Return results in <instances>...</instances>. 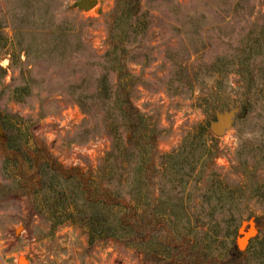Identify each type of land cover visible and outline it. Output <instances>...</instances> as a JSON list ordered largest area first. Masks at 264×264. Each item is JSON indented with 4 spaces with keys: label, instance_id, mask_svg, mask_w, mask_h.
<instances>
[{
    "label": "rangeland",
    "instance_id": "374dc122",
    "mask_svg": "<svg viewBox=\"0 0 264 264\" xmlns=\"http://www.w3.org/2000/svg\"><path fill=\"white\" fill-rule=\"evenodd\" d=\"M77 1L0 0V264H264V0Z\"/></svg>",
    "mask_w": 264,
    "mask_h": 264
},
{
    "label": "trees",
    "instance_id": "16d2710c",
    "mask_svg": "<svg viewBox=\"0 0 264 264\" xmlns=\"http://www.w3.org/2000/svg\"><path fill=\"white\" fill-rule=\"evenodd\" d=\"M241 67L245 68V64H242ZM121 109H122L121 113H122L123 119L129 118V119H132L133 121L136 122V119L138 118V119H140V120L137 119V122L139 124H142V121H144V116H141L140 114H135V117H134L132 110H126L124 108H121ZM134 118H136V119H134ZM118 150L115 148V146H113V148H111V150L106 154V157L104 158L102 164L96 168L97 171H95V173L93 174L94 177L90 181V183L92 184L91 187L94 189V192H95V191H97V189H99V187H101V185H100L101 179L102 180H106V179L108 180V183L105 186V191H103V192H105L106 197L96 196V198L94 200L89 199V202L92 204H100L104 207H107L108 209H110V212L112 211L113 213H115L118 210V208L123 210V211L125 208V207L123 208V206L125 204L122 203L119 200V196H117V190H119L118 188L121 185V179L119 178V180H118V182L120 184L119 183L113 184V180H114V178H116V176L119 172V169H120V167H118L117 163H116V157L118 156L117 155ZM120 176H122V174ZM128 209H129V207H128ZM130 210L132 211L131 215L134 216L135 209L133 207H130ZM109 216L111 217L110 214H109ZM129 217H130V213L127 214V213L123 212V214H121L119 216L120 224L124 225V223H125L124 219L129 218Z\"/></svg>",
    "mask_w": 264,
    "mask_h": 264
},
{
    "label": "water",
    "instance_id": "95a60500",
    "mask_svg": "<svg viewBox=\"0 0 264 264\" xmlns=\"http://www.w3.org/2000/svg\"><path fill=\"white\" fill-rule=\"evenodd\" d=\"M97 4L98 0H79L75 4H73L71 8H78L80 10L89 11L93 9ZM235 113V111H230L217 114L216 122H213L211 125V130L215 136L221 137L226 133V131L231 129ZM240 233L242 234V238L238 240V247L239 249H244L246 247V244L248 243L250 234L245 232L244 229H241ZM241 240H245V244H242Z\"/></svg>",
    "mask_w": 264,
    "mask_h": 264
},
{
    "label": "bare ground",
    "instance_id": "6f19581e",
    "mask_svg": "<svg viewBox=\"0 0 264 264\" xmlns=\"http://www.w3.org/2000/svg\"><path fill=\"white\" fill-rule=\"evenodd\" d=\"M241 243H242V244H245V240H244V241L241 240ZM25 261H26L25 259H21L20 262H21V264H23Z\"/></svg>",
    "mask_w": 264,
    "mask_h": 264
}]
</instances>
